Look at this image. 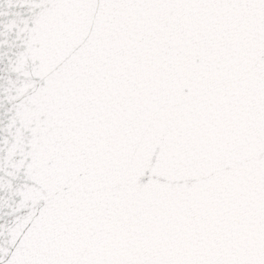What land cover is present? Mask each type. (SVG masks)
I'll list each match as a JSON object with an SVG mask.
<instances>
[{"label": "snow or ice", "instance_id": "obj_1", "mask_svg": "<svg viewBox=\"0 0 264 264\" xmlns=\"http://www.w3.org/2000/svg\"><path fill=\"white\" fill-rule=\"evenodd\" d=\"M0 264H264V0H0Z\"/></svg>", "mask_w": 264, "mask_h": 264}]
</instances>
